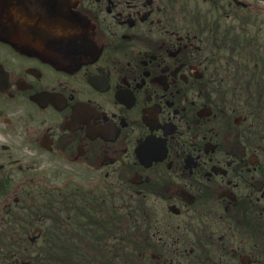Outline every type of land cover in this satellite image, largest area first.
Instances as JSON below:
<instances>
[{
  "label": "flooded vegetation",
  "instance_id": "af4514ba",
  "mask_svg": "<svg viewBox=\"0 0 264 264\" xmlns=\"http://www.w3.org/2000/svg\"><path fill=\"white\" fill-rule=\"evenodd\" d=\"M199 1L0 0V264L65 229L73 264H264V120L216 51L264 64V1Z\"/></svg>",
  "mask_w": 264,
  "mask_h": 264
},
{
  "label": "trees",
  "instance_id": "16d2710c",
  "mask_svg": "<svg viewBox=\"0 0 264 264\" xmlns=\"http://www.w3.org/2000/svg\"><path fill=\"white\" fill-rule=\"evenodd\" d=\"M254 31L256 32V30ZM240 38L241 36L238 37L237 41L240 40ZM216 51H219V54L223 55L225 63L223 64L224 67H222L221 71L225 73L229 81L241 82L242 80V85L245 88L256 90V93H252L251 106L254 107L253 112L258 113L256 115L264 120V64L256 62L253 59L249 61H243L241 56H243L244 54L239 53V49H237L236 53H234V50L231 46L230 48L226 47L225 49L218 48ZM234 54H236L238 57V63H235V65L232 63ZM250 56L253 58L261 57L259 53L254 52L253 54L252 51L250 53ZM233 73H236V76ZM45 251L47 254L41 259L42 264L74 263L71 240L69 238L67 229H65V231H60L59 240L46 241ZM77 260L78 264H88L89 262V258L84 256H78Z\"/></svg>",
  "mask_w": 264,
  "mask_h": 264
},
{
  "label": "rangeland",
  "instance_id": "374dc122",
  "mask_svg": "<svg viewBox=\"0 0 264 264\" xmlns=\"http://www.w3.org/2000/svg\"><path fill=\"white\" fill-rule=\"evenodd\" d=\"M264 1V0H263ZM264 3V2H263ZM195 4H197V3H195L194 2V5ZM198 4H199V7L201 8V7H203V8H206L207 7V4H204V3H202L201 1H199L198 0ZM190 5H193V2L191 1L190 2ZM194 5L192 6V8L194 7ZM195 8V7H194ZM251 31H253V29H251ZM256 37L253 35V37H252V40H254ZM247 39H249V37L247 36V34L245 35V40H247ZM242 40H244V39H242Z\"/></svg>",
  "mask_w": 264,
  "mask_h": 264
}]
</instances>
